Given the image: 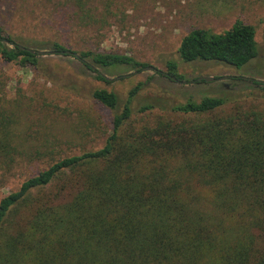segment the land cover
<instances>
[{"label": "trees", "instance_id": "trees-1", "mask_svg": "<svg viewBox=\"0 0 264 264\" xmlns=\"http://www.w3.org/2000/svg\"><path fill=\"white\" fill-rule=\"evenodd\" d=\"M92 1L69 0L82 25L95 21ZM29 49L0 22L1 61L35 67L38 55ZM51 49L72 55L106 83L100 69L143 66L129 56L72 52L56 42ZM257 53L255 28L240 19L219 33L192 29L177 48L183 62L236 68ZM166 69L157 73L183 81L176 62ZM248 83L264 94V83ZM139 90L131 89L120 106L114 92L93 89L91 97L112 113L111 129L100 148L66 154L62 147L72 140L31 136L34 124L57 113L27 102L21 88L9 98L0 71V169L45 164L0 199V264H264V109L229 96L204 97L152 116L154 103L133 111ZM78 126L69 131L82 132Z\"/></svg>", "mask_w": 264, "mask_h": 264}, {"label": "rangeland", "instance_id": "rangeland-1", "mask_svg": "<svg viewBox=\"0 0 264 264\" xmlns=\"http://www.w3.org/2000/svg\"><path fill=\"white\" fill-rule=\"evenodd\" d=\"M92 2L95 21L82 25L75 19L69 0H0V22L15 40L34 50L49 52L38 55V65L27 69L0 60L9 98H15L16 88H21L27 102L35 100L38 108L45 103L49 107L45 109L57 113V117L31 127L34 140H42L48 132L62 141L70 139L73 143L69 148L62 147L66 154L100 148L105 138L102 133L111 129L112 113L91 97V91L97 88L114 92L122 106L129 91L140 85L131 107L136 112L141 105L154 103L152 116L169 113L173 105L204 97L229 96L244 107L264 109V94L248 83L264 81V0ZM236 19L255 28L258 53L245 66L236 68L216 61L187 63L180 60L177 48L189 31L200 28L219 33ZM53 42L72 52L91 50L129 56L143 66L138 70L100 69L109 80L102 82L72 55L52 53ZM168 61L176 62L177 73L189 83L157 73L167 71ZM149 67L152 70H146ZM201 77L214 80L190 83ZM231 107L232 103H228L221 111L226 112ZM77 124L84 135L69 131ZM44 167L45 164L37 162L24 163L9 173L0 169V199L16 191L24 180Z\"/></svg>", "mask_w": 264, "mask_h": 264}, {"label": "water", "instance_id": "water-1", "mask_svg": "<svg viewBox=\"0 0 264 264\" xmlns=\"http://www.w3.org/2000/svg\"><path fill=\"white\" fill-rule=\"evenodd\" d=\"M29 51L32 53V54H37V55H46L48 54L49 52H44V51H38V50H32V49H29ZM53 53V52H52ZM146 70H152L151 67L149 68H146ZM108 79V78H107ZM115 79H118V78H115ZM198 81H205V82H211L214 80V78L212 77H201V78H198L197 79ZM261 83H264V81H260Z\"/></svg>", "mask_w": 264, "mask_h": 264}]
</instances>
